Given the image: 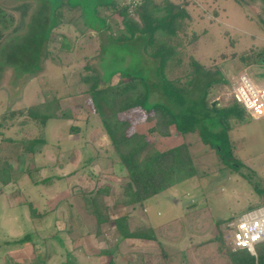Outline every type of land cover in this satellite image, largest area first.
Listing matches in <instances>:
<instances>
[{
  "label": "rangeland",
  "instance_id": "obj_1",
  "mask_svg": "<svg viewBox=\"0 0 264 264\" xmlns=\"http://www.w3.org/2000/svg\"><path fill=\"white\" fill-rule=\"evenodd\" d=\"M87 1L0 0L20 29L32 13L55 12L57 23L35 73L0 72V264H231L227 225L261 202L258 190L264 192V117L244 119L231 99L240 72L254 85L264 82V0H189L182 9L190 24L179 20L177 56L162 73L142 53L141 37L123 38L129 33L117 10L98 6L92 25ZM169 1L176 8L181 3ZM128 16L142 26L135 13ZM15 44L9 42L4 54ZM121 74L145 78L149 107L170 105L159 90L162 78L178 85L191 79L217 107L214 131H225L222 148L230 146L240 167L224 163L196 133L178 136L173 127L169 139L150 133L153 113L134 107L118 114L129 124L127 133L143 135L159 152L185 144L196 173L134 211L117 205L126 172L89 89L120 84ZM142 91L138 86L131 95ZM230 103L232 110L222 112ZM98 190V213L107 221L96 228L84 200ZM126 215L130 231L149 229L156 241L122 239L114 221Z\"/></svg>",
  "mask_w": 264,
  "mask_h": 264
},
{
  "label": "trees",
  "instance_id": "obj_2",
  "mask_svg": "<svg viewBox=\"0 0 264 264\" xmlns=\"http://www.w3.org/2000/svg\"><path fill=\"white\" fill-rule=\"evenodd\" d=\"M89 1L87 4L85 2V7L90 9L88 17L92 25V19L95 18L96 8L99 5H106L117 10L129 33L128 37L123 38L135 40L141 37L145 43L142 53L153 61H157L156 71L158 73H162L171 60L177 56L179 46L176 45L173 38L175 39L177 33L183 30L179 23L182 20V15L174 13L173 6L168 2L164 0L142 1L135 10V15L142 22L140 27L128 16L127 10L117 5L113 0ZM54 15L55 12L52 14L50 11L45 14L32 13L24 25L23 22H20V29V26L19 28L15 26L14 17L0 6V57L1 60L4 58L5 62L1 64L0 72L4 67L10 68L14 75L17 72L16 69L26 70L25 72H28L29 75L38 70V66L48 54L50 32L57 25ZM24 16L26 17V15ZM104 24V20H101L100 26ZM9 42H16V44L12 53L5 55L4 48ZM150 48L151 50L148 51ZM175 65L179 64L175 62ZM121 76L123 81L120 84L98 87L95 83L89 89L94 110L100 118L113 153L126 172L119 201H116L117 205L128 207L134 211L136 207L142 206L150 198L177 183L192 178L196 173L185 144L159 152L150 146L143 135L127 133L129 124L119 120L118 114L134 107L153 113L154 123L153 127L149 129L150 133L156 134L158 137H168L170 135L169 127H173L176 134L180 135L196 133L200 141L215 150L224 163L231 168L238 169L240 167L237 161L230 156V146L227 149L222 148L221 143L227 141L225 131L222 133L214 131L216 125L212 115L217 112V107L212 106L209 102L208 93L198 91L197 84L192 85L191 79L185 85H178L177 80L170 82L162 78L159 90L169 100L170 105L155 104L149 107L146 105V101L150 85L145 78L126 74H121ZM138 86L143 88V91L137 92L133 97L131 94ZM230 109L232 110L229 108L221 109V111H230ZM235 112L240 116L239 112L236 110ZM46 118L49 117H43V119ZM2 122L3 119L0 121V128ZM224 154H228L226 158H224ZM230 162L234 163L230 165ZM258 192L264 194L262 191L258 190ZM101 193L98 190L96 194L84 200L88 206H92L96 228L107 221L106 217L101 218L98 213L99 202L97 199ZM127 219L128 215L114 221L115 228L122 239L156 241L153 232L149 229L130 231ZM96 232H98L97 229ZM227 253L231 264H264V256L261 255L256 259L246 251L231 252L229 249ZM112 263L110 261L108 264Z\"/></svg>",
  "mask_w": 264,
  "mask_h": 264
},
{
  "label": "built area",
  "instance_id": "obj_3",
  "mask_svg": "<svg viewBox=\"0 0 264 264\" xmlns=\"http://www.w3.org/2000/svg\"><path fill=\"white\" fill-rule=\"evenodd\" d=\"M117 5L134 14L144 0H113ZM231 99L253 120L264 117V85H254L249 77L241 74L231 90ZM228 240L234 250L253 253L254 247L264 242V205L249 210L230 221Z\"/></svg>",
  "mask_w": 264,
  "mask_h": 264
},
{
  "label": "crops",
  "instance_id": "obj_4",
  "mask_svg": "<svg viewBox=\"0 0 264 264\" xmlns=\"http://www.w3.org/2000/svg\"><path fill=\"white\" fill-rule=\"evenodd\" d=\"M165 2H170L169 0H164ZM256 1H258V0H256ZM156 2H157V0H156ZM188 3H189V0H181V3H180V5H178L177 6V8L176 7H174V5H172L173 6V11L174 10H177V12H174V13H180L181 15H182V20H181V22H185V24L187 25V24H190L189 23V21H188V15H187V13L184 11V9H182V6H185V5H188ZM100 6V5H99ZM207 7L209 8L210 6L209 5H207ZM210 9V8H209ZM205 10V9H204ZM207 10V9H206ZM211 10V9H210ZM203 11V10H202ZM206 13H207V17L209 18V19H211L212 20V18H213V14L212 13H210V11L209 10H207L206 11ZM198 35H197V33H195V37H197ZM232 58H233V56H232ZM231 59V58H230ZM227 61V60H226ZM241 74H245V72L244 71H242V72H240L239 74H237V77L239 76V75H241ZM237 77H235V80L237 79ZM264 85V82L261 84V86H263ZM235 103V102H234ZM236 104V103H235ZM238 105V104H237ZM237 106L236 105H234V108H235V110L237 111V112H239L240 113V116H242L244 119H247V120H253V119H251L245 112H244V110L239 106V110L236 108ZM229 108H233V105L230 103V105H228V107L226 108V109H229ZM170 134H171V131L169 132ZM180 134H178V136H179ZM169 137V136H168ZM168 137H164L165 139H169ZM163 138V137H162ZM181 144V142H178L176 145H174L173 147H176V146H179ZM172 147V148H173ZM256 195H261V196H263V197H261V202H258V204L254 207V208H256V207H259V206H262V205H264V194H262V193H259V192H257V194ZM260 198V197H259ZM253 208V209H254ZM252 210V209H251ZM247 212V211H246ZM245 213V212H244ZM243 214V213H242ZM146 241V240H145ZM229 244H230V242H229ZM231 245V244H230ZM232 247V246H231ZM233 249V248H232ZM234 250V249H233ZM235 251H246L247 253H249L251 256H253V257H255L256 259H257V257H259L260 255L261 256H264V242H262V243H259V244H257L255 247H254V250H253V253H251V252H249V251H247V250H234V251H232V252H235ZM141 264V263H140ZM260 264V263H259Z\"/></svg>",
  "mask_w": 264,
  "mask_h": 264
}]
</instances>
